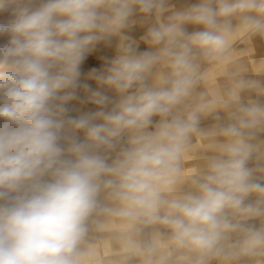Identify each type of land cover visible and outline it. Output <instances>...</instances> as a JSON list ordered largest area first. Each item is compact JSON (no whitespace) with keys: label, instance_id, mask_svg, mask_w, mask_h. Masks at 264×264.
Returning a JSON list of instances; mask_svg holds the SVG:
<instances>
[{"label":"clouds","instance_id":"clouds-1","mask_svg":"<svg viewBox=\"0 0 264 264\" xmlns=\"http://www.w3.org/2000/svg\"><path fill=\"white\" fill-rule=\"evenodd\" d=\"M257 37L264 0H0V264H264ZM81 87L98 110L69 116Z\"/></svg>","mask_w":264,"mask_h":264},{"label":"rangeland","instance_id":"rangeland-1","mask_svg":"<svg viewBox=\"0 0 264 264\" xmlns=\"http://www.w3.org/2000/svg\"><path fill=\"white\" fill-rule=\"evenodd\" d=\"M196 2H197V0H173V4H175L176 7L189 6V5L194 4ZM146 27L147 26H145L143 28L140 27V26H136V27H134L135 30H133L134 28L129 30L128 35H131L134 38H136V37L138 38L139 37V39H140V34L141 33L144 34V31H146ZM187 30L189 32H191V31H193L195 29L193 28V26L189 25V26H187ZM260 44L262 45V48L259 47ZM99 48H100L99 50H102V46H100ZM259 49L264 50V39H261L259 37L254 38V40H253V42L251 44H249L247 42H239L237 44V46H236V58L239 61V63L241 64V66L243 67V69L250 76H252L253 78L264 80V75H260V74H258L256 72L258 67L260 66V64L264 63V53L263 54L262 53H256ZM99 52L100 53L94 54L93 57L98 58L99 55L102 53L101 51H99ZM92 53H94V51L89 53L87 56L91 55ZM109 56H111V55H109ZM91 57L88 60H84V62H83L84 64L82 63L83 66L81 65L80 84L82 85L84 83V84H90V85L98 86V85H95V84H91L89 79H87V77H85V74L87 73V66H88V63H89V60L91 59ZM84 65H85V68H84ZM82 72H84V73H82ZM79 96H84L83 100L82 99H80V100L79 99L78 100L75 99L76 102H80V103L71 104L72 101H70L68 103V105H67V108L69 109L68 115H70V116H72V115L80 116V114H82L83 111H85V110H86L87 113L95 111V107L94 108H93V106L92 107H87L88 104H91V105H93V104L88 100V94H86V92L83 89H81V88L77 89V97H79ZM70 105H71V107H70ZM154 119H156V118H154ZM211 123H212L211 118H209L207 120H203L201 122V127H208V126L211 125ZM80 133H82V132H79L76 135H78ZM260 139H264V136H261ZM198 148H199V146L195 147L194 150L198 149ZM201 150H203V149H201ZM111 158H114V156L112 155ZM111 158H110L109 162H111ZM197 162L198 161H196V160H192V161H190L188 163L187 166L188 167H192V166H194V163H197ZM257 226H258V222H257ZM97 235H99V232L90 233V240L93 243H95L96 245H98L97 246L98 251L101 253V251H100L101 250L100 249L101 246L99 248V245H100L99 242H101V238H100V235L99 236H97Z\"/></svg>","mask_w":264,"mask_h":264},{"label":"crops","instance_id":"crops-1","mask_svg":"<svg viewBox=\"0 0 264 264\" xmlns=\"http://www.w3.org/2000/svg\"><path fill=\"white\" fill-rule=\"evenodd\" d=\"M115 40H116V38H113L110 42H102L103 43V45H101L102 46V53L99 55V57L98 58H96V57H91V59L89 60V63H88V66H87V73L85 74V77H87L88 78V74L90 73V71L92 70V69H96V70H103L105 67H107V62L109 61V60H111L112 58H110L112 55H115L116 54V48H114L115 47ZM107 48L111 53H109V54H106V49H104V48ZM113 49V50H112ZM104 50V51H103ZM113 53V54H112ZM112 54V55H111ZM102 55V56H101ZM109 55H111V56H109ZM108 57V58H107ZM94 67V68H93ZM89 68V69H88ZM92 68V69H91ZM84 84V83H83ZM82 84V85H83ZM90 85V84H89ZM91 87L93 88V89H96V88H98V86H94V85H91ZM81 89H83L82 87H81ZM102 91H105L106 92V94H108L109 96H114V94L110 91V90H106V89H101ZM85 96V95H84ZM84 96H79L78 98H77V100L79 99H82L83 100V97ZM73 103H80V102H76L75 100L74 101H72V103L71 104H73ZM93 106V108L95 107V110H98L97 109V106H95L94 104L93 105H91V104H88V106L87 107H92ZM70 107H71V105H70ZM111 107V106H110ZM73 116V115H72ZM74 117V116H73ZM157 119V118H156ZM77 137H78V139L79 140H81V141H83L84 140V138H85V136H84V133L82 132V133H80V134H78L77 135Z\"/></svg>","mask_w":264,"mask_h":264},{"label":"bare ground","instance_id":"bare-ground-1","mask_svg":"<svg viewBox=\"0 0 264 264\" xmlns=\"http://www.w3.org/2000/svg\"><path fill=\"white\" fill-rule=\"evenodd\" d=\"M133 30H135V28L133 29ZM143 34L141 33L140 34V37L142 36ZM132 39H134V40H136L137 42H138V50L139 51H145V50H147V47H146V45L142 42V41H140V39H139V37L137 38H134L133 36H131V35H129ZM117 43H118V38H116V40H115V47L114 48H116V45H117ZM144 44V45H143ZM101 45H103V43L101 42V43H99L97 46H96V48L94 49V53H92L91 55H89V56H86V59L85 60H88L91 56H93L94 54H97V53H100L99 51H101L102 52V50H99L100 48V46ZM259 47L260 48H262V45L260 44L259 45ZM104 49H106L107 51H106V54H109V53H111L106 47L104 48ZM113 50V49H112ZM104 51V50H103ZM256 53H264V50H261V49H259ZM113 54V53H112ZM111 54V55H112ZM99 55V54H98ZM102 56V55H101ZM114 56L115 55H112L111 56V58H114ZM108 58V57H107ZM84 64V63H83ZM86 65V64H85ZM85 65H84V68H85ZM83 66V65H82ZM82 73H84V72H82ZM87 79H89V78H87ZM86 79V80H87ZM89 81L91 82V84H95V85H97L96 84V82L94 81V80H91V79H89ZM97 89V88H96ZM87 94V93H86ZM95 111H97V110H95ZM82 113V112H81ZM84 113H87L86 112V110L85 111H83V113L82 114H84ZM82 114H80V115H82ZM70 116V115H69ZM74 117H78V116H76V115H73ZM126 139V138H125ZM198 145H194V148L195 147H197ZM202 148H198V149H195L194 150V153H199V152H201V151H203V150H201ZM113 156H115V153H113L112 154ZM196 163H194V165H195ZM99 235H100V238H101V242H99L100 243V245H99V248H100V246H101V253L102 254H104L105 252H110L111 250H112V245L110 244V241H109V236H108V233H104V232H99ZM99 235H97V236H99ZM99 239V238H98ZM100 240V239H99ZM92 242V241H91ZM95 242V241H94ZM97 242V241H96ZM98 244V243H97ZM98 246V245H97Z\"/></svg>","mask_w":264,"mask_h":264}]
</instances>
